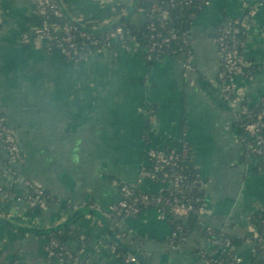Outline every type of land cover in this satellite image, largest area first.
<instances>
[{"label": "crops", "instance_id": "obj_1", "mask_svg": "<svg viewBox=\"0 0 264 264\" xmlns=\"http://www.w3.org/2000/svg\"><path fill=\"white\" fill-rule=\"evenodd\" d=\"M62 1L76 19L105 22L115 17L118 4L133 0ZM253 5L238 43L248 73L237 75L234 84L258 106L264 101V3L259 0H210L201 9L191 26L195 71L173 55L149 62L143 48L132 46L68 60L39 39L23 38L35 26L32 0H0V112L23 153L20 161L10 162L0 142V264H42L47 253L41 233L59 225L89 238L88 264H122L110 231L82 208L112 210L124 183L152 188L141 178L149 148L176 147L182 140L191 146L199 178L207 184L205 225L175 248L168 241V221L148 208L125 218L121 243L146 264H215L210 258L220 251L205 239L206 225L242 238L248 234L252 214L264 209V170L257 169V158L241 157L237 110L223 97L218 79L222 57L216 29L242 19ZM133 20L143 23L144 13L136 12ZM27 181L52 200L34 205ZM67 242L79 249L76 238ZM237 251L246 260L252 253L248 244Z\"/></svg>", "mask_w": 264, "mask_h": 264}, {"label": "trees", "instance_id": "obj_2", "mask_svg": "<svg viewBox=\"0 0 264 264\" xmlns=\"http://www.w3.org/2000/svg\"><path fill=\"white\" fill-rule=\"evenodd\" d=\"M55 1L59 3L61 9L62 7L65 8L66 12L71 15L62 0ZM203 7V2L200 0H133L131 4H118L116 6L115 17L108 21L100 22L95 19H78L81 27H79L78 31L75 32V37L78 40H82L83 38L81 36V32H87L92 38L100 41L97 45H93L91 43L88 44V46L86 45V49H84L83 53H90L93 50L101 48H117L123 45H136L137 47L144 49L146 56L152 42L155 39H160L159 37L154 39L153 36H157L159 34L167 36L172 31H176L177 37L171 39L169 43L163 44L162 47H157L152 55L154 57H160V59H163L166 55H173L178 57L180 60H185L189 55L190 49L185 42V39H188L192 45L191 26L195 16ZM138 11L143 12L145 15V21L141 24H138L133 20L134 14ZM163 11H167L166 17L161 15ZM63 14L64 15L62 17H58L52 13L49 16H44L36 13L34 10V13L30 16V20L37 26H41L45 20L50 22V24L71 23L69 19L66 18L64 12ZM151 22H155L156 29L153 30L150 28ZM225 23L226 22L222 24ZM118 28L122 29V36L118 33L114 35ZM243 35L244 32L237 36L238 42L242 39ZM55 45L54 40V47L50 51L57 50ZM66 58L68 59V57ZM147 61L154 62L152 60ZM243 69L244 74L248 73V66L244 65ZM227 94L228 98L240 95L242 97L241 104L247 107L246 112H237L238 120L236 125L239 131L238 138L242 147L241 157L246 160L253 157L257 158V169L260 171L264 170V159L256 156L252 151V148L257 145L256 136L251 135V133L245 129V125L258 120L259 113L264 110V101L256 106L251 104L245 95H241L237 92H227ZM228 98L225 99L228 101ZM260 120L264 122V116L261 117ZM262 136L264 137V130L262 131ZM175 148L179 155V158L177 159L178 164L175 167L167 166L164 171H168L171 174L180 173L185 176V180L180 184V190L172 186H167L163 189V191L159 192L157 191L159 185L152 184L151 182H148V184L152 185V188L146 187L145 185H131L133 189V197H140L143 193H147L150 197V201L147 204L141 200L137 202L134 201L136 207L139 208V211L131 213L130 215L132 217H137L144 210L150 207L162 209L164 218L168 221L171 227V234L168 240L169 244L172 247L179 248L194 236L200 225L204 224V217L206 213L201 215L193 209L188 211L186 214L178 215L173 212L174 198L178 197L183 202L187 201L188 203H192L195 207L202 205L205 206L206 189L201 187V179L199 178L198 168L194 161L191 146L182 140ZM149 162L150 160L147 159V162L144 163L143 167L151 169L152 165H150ZM164 171L157 172V181L163 179ZM34 195L35 194L33 193V196ZM158 198L160 201H158ZM29 200L34 205H45L47 202L51 201L52 198L45 191L44 195H42L41 201H34L33 199ZM82 210V214L97 215L101 219L103 225H105L108 231H110L112 237L111 247L122 264H133L132 262L127 261V258L129 255H133L134 252L122 244L121 239L118 237L120 235L121 225L123 224L125 218L130 217L128 216L129 213L126 210H122L120 212L118 210H114L110 213V215H106L105 212L97 211L90 204H86ZM250 221L251 229L243 238L229 235L228 233L216 228L213 230L211 235H209L205 230V239L206 235L215 239H228L231 241L232 246H234L233 248L225 249L226 251L224 250L225 252L221 253L219 257L210 258L212 263L229 264L232 260V255L236 252L238 253V246L241 244H248L251 246V249L254 248L255 254L251 253L249 259L246 260V264H264V246H261L260 243H256V238L264 237V209H260L253 213ZM35 232L40 234L39 230H36ZM41 235L45 238L46 242L53 239L57 240L61 245L68 246H70L67 242L68 239L70 237H74L79 241L80 245L77 251L84 248L89 243V238L87 236L81 238V233L70 226H65L56 231H45L42 232ZM247 238H251L253 243L250 244L247 241ZM218 246V248L221 249L226 248L223 245ZM64 259L67 262L66 264H70V261H67L68 257H64Z\"/></svg>", "mask_w": 264, "mask_h": 264}, {"label": "built area", "instance_id": "obj_3", "mask_svg": "<svg viewBox=\"0 0 264 264\" xmlns=\"http://www.w3.org/2000/svg\"><path fill=\"white\" fill-rule=\"evenodd\" d=\"M34 5V10L36 13L42 14L44 16H49L51 13L62 17L63 11L60 8V5L55 0H32ZM203 2V5L206 6L210 3V0H200ZM260 3H264V0H259ZM256 7L250 6L248 7V12L245 17L242 19H233L227 21L225 24L220 25L216 29V39L218 42L219 51L222 57V66L218 72V79L221 86V92L223 97L228 98L227 92H236V87L234 84V78L237 75L244 74V65L240 50L238 47L237 36L245 32L248 28L250 19L255 12ZM163 17L167 16V11H163ZM78 20V19H77ZM78 26L73 23H62V24H50L47 20L43 22L41 26L35 25L31 32H25L23 34V38L25 40H29L31 38L39 39L43 41L48 50L53 49V41L55 40V47L57 50L61 51L69 60L72 61H80L88 56L87 53H83L84 49H86V45L93 44L97 45L100 41L91 37V35L87 32H81L82 40H78L75 37V32L78 31ZM150 28L153 30L156 29L155 22L150 23ZM120 34L122 36V29L118 28L115 34ZM0 36H1V28H0ZM159 37L160 39L156 40L155 38ZM177 37L176 31H172L169 35L163 36L161 34L157 36H153L155 39L148 49V53L145 58L147 60L152 61H160V57H154L152 53L157 49V47H162L163 44L169 43L171 39ZM185 42L189 46V55L185 60H182L184 67L188 70L195 71L194 65V51L192 45L188 39H185ZM136 48V45H131ZM122 47H130L129 45H123ZM1 62V59H0ZM242 97L240 95L235 96L233 98H228V103L234 109H236V115L239 111H247V107L241 104ZM264 116V110L261 111L258 115V120L253 121L245 125V129H247L251 135L256 136L257 145L252 148V151L256 156L262 157L264 159V137L262 136V131L264 130V122L261 121V117ZM238 118V116H237ZM0 142L4 145L6 151L9 155L10 162L20 161L23 157V153L16 137V134L13 128L8 124L6 116L0 112ZM148 159L150 160V165H152L151 169H147V167H143L141 170V178L144 181L151 182L152 184H158L157 191L161 192L167 186L175 187L180 190V184L185 180V176L183 174H174L169 173L168 171H164L167 166L175 167L177 163V159L179 155L175 147L172 148H161V147H150L148 152ZM164 171L163 179L157 181V172ZM27 186L31 189V193L28 195L29 199H33L34 201H41L42 195H44L45 190L40 186L36 185L32 181L26 182ZM207 184L201 180V187L206 189ZM33 193L35 194L33 196ZM143 201L146 204L150 201V197L147 193H143L140 197H133V189L129 184L121 185V199L120 201L113 207L112 210L105 212L106 215H110V213L114 210H118L119 212L122 210H126L131 216V213H136L139 211V208L136 207L135 202ZM133 201V202H132ZM135 201V202H134ZM158 201L160 199L158 198ZM151 208V207H150ZM159 217L164 218V214L162 209L154 208ZM195 209L199 214H205L206 208L204 205L195 207L192 203L183 202L178 197L174 198V206L173 212L178 215L186 214L188 211ZM206 232L211 235L213 233L214 228L210 225H207L205 228ZM85 236L82 235L81 238ZM206 240L210 243L213 249L220 251L219 257L221 253L225 252V249L233 248L232 243L228 239H215L210 238L206 235ZM247 241L251 244L253 240L251 238H247ZM256 243H260L261 246H264V237L256 238ZM218 245H223L224 249L218 248ZM78 250V249H77ZM73 249L68 245H61L57 240H48L46 242V253L47 259L42 264H54L56 260H61L67 263L64 257H68L67 261H70V264H88V261L85 258V247L81 248L79 251ZM225 250V251H224ZM217 251V252H218ZM252 254H255L254 248L251 249ZM127 261L132 262L133 264H139L138 259L135 254L129 255ZM246 259L239 253H234L232 255V260L229 264H246Z\"/></svg>", "mask_w": 264, "mask_h": 264}, {"label": "water", "instance_id": "obj_4", "mask_svg": "<svg viewBox=\"0 0 264 264\" xmlns=\"http://www.w3.org/2000/svg\"><path fill=\"white\" fill-rule=\"evenodd\" d=\"M62 10H63V12L65 13L66 18L69 19V21H70L71 23H73L74 25H76V26H78V27H81V24L79 23V21H78L75 17L69 15V14L66 12L65 8L62 7ZM11 224H12V223H11ZM12 225H13V224H12ZM61 226H63V225H59V226L54 227V228H52V229L44 230L43 232H45V231H56L57 228H60ZM134 254L136 255V257H137V259H138V262H139L140 264H146V263H145V260H144V258L142 257L141 254H138V253H134Z\"/></svg>", "mask_w": 264, "mask_h": 264}]
</instances>
